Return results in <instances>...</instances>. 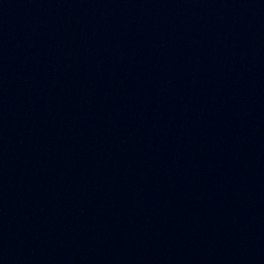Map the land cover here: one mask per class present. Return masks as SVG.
<instances>
[{
    "label": "water",
    "instance_id": "95a60500",
    "mask_svg": "<svg viewBox=\"0 0 264 264\" xmlns=\"http://www.w3.org/2000/svg\"><path fill=\"white\" fill-rule=\"evenodd\" d=\"M0 264H264V0H0Z\"/></svg>",
    "mask_w": 264,
    "mask_h": 264
}]
</instances>
